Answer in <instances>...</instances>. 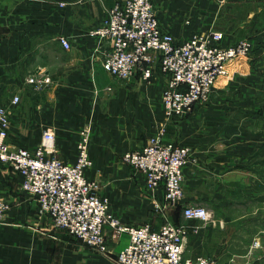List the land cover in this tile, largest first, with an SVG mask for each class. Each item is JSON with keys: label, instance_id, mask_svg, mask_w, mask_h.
I'll use <instances>...</instances> for the list:
<instances>
[{"label": "crops", "instance_id": "0c3cea01", "mask_svg": "<svg viewBox=\"0 0 264 264\" xmlns=\"http://www.w3.org/2000/svg\"><path fill=\"white\" fill-rule=\"evenodd\" d=\"M116 1L0 0V106L9 115L11 147L35 149L43 131L50 130L57 156L72 163L82 125L90 123L95 129L89 152L99 166L143 148L153 135L166 77L155 67L149 81L139 73L128 80V85L149 86L150 93L126 96L117 88L114 93L115 78L102 68L109 43L89 35ZM152 3L161 30L176 42L217 30L228 43L249 40L252 53L227 64V74L216 80L206 103L167 123L170 132L164 140L190 150L178 204H164L162 188L147 191L144 176L127 166L126 173L111 177L122 189L100 194L125 225L147 223L152 230L165 222L185 225L184 259L264 264V0ZM101 75L110 82L103 84ZM29 76L49 83L38 91L26 82ZM14 95L19 97L16 104ZM135 125L142 130H133ZM85 176L102 178L96 169H87ZM21 181L16 171L0 163V198L9 204L0 221V264H116L117 253L128 244L127 234L113 238L105 227L107 253L86 247L39 212ZM156 203L161 204L159 212L154 211ZM188 205L204 207L211 219H185L182 208Z\"/></svg>", "mask_w": 264, "mask_h": 264}, {"label": "built area", "instance_id": "2783aa9c", "mask_svg": "<svg viewBox=\"0 0 264 264\" xmlns=\"http://www.w3.org/2000/svg\"><path fill=\"white\" fill-rule=\"evenodd\" d=\"M89 35L108 41L102 68L117 80L128 81L139 73L142 80L149 81L154 68L159 69L166 77L161 101L169 118L187 116L198 104L206 103L216 80L227 74V64L252 53L249 40L228 43L224 33L217 30L176 42L161 30L152 0H117L107 10L104 23ZM59 40L63 47H68L66 39ZM26 82L42 91L49 80L29 76ZM18 101L19 97L14 95L12 103ZM8 127L7 109L0 106V163L9 165L21 176L22 190L36 199L40 213L86 247L106 254L104 229L109 227L111 237L123 233L129 237L128 244L116 255V264H221L206 257L183 258L187 237L183 224L165 222L158 230H152L147 223L125 225L112 215L107 199L98 193L99 183L85 176L93 164L88 128L83 127L79 133L74 162L65 163L57 156L52 131H43L35 149H23L8 144ZM165 133V127L159 128L143 148L123 153L121 161L144 176L147 191L161 187L164 204L176 205L183 196V169L190 150L166 142ZM8 209L9 204L0 198V221ZM160 210L161 204L156 203L154 211ZM182 215L202 222L211 219L202 206H184Z\"/></svg>", "mask_w": 264, "mask_h": 264}, {"label": "rangeland", "instance_id": "374dc122", "mask_svg": "<svg viewBox=\"0 0 264 264\" xmlns=\"http://www.w3.org/2000/svg\"><path fill=\"white\" fill-rule=\"evenodd\" d=\"M100 78H101L103 84H107L108 82H110V78H108L107 75H101ZM112 78L113 77L111 76V79ZM112 80H114V79H112ZM114 84L116 86L114 93H116L117 89H118V91H117L118 93H123L126 96H129V95H140V96H142L144 94L150 93V91L148 90L149 86H142L138 82H135L134 84L128 85V81H120V80L115 79ZM111 93H113V92H111ZM158 114L160 115V117H159L160 123H159L158 127L156 128V130L154 131V133L159 128H162V127H165L166 132H170L169 129L167 130V123L174 120V118H169L167 116V114L165 113L163 107H162V110ZM132 118H135V117H132ZM82 126L89 129V135L91 138L92 137L91 134L93 133V128L95 129V125H90V123H88V124H84ZM132 129L135 131H141L142 130V128L139 127L138 125L132 126ZM75 135H76V139H77L78 136H77V134H75ZM75 135H71V136H75ZM65 136H68V138H70V134L65 135ZM76 139H75V141H76ZM75 141H74V144H75ZM89 146H90V139H89ZM91 158H92V156H91ZM92 160H93V164H92L91 168H89V169L98 170L100 177H102L101 179L96 180L100 185V189L98 191L99 194H100V192L105 193L110 189H114V190L115 189H118V190L122 189V183L121 182L111 181V177H113L112 176L113 174L122 175L123 173H126L128 170L127 169L128 166L125 165L124 163H122L121 157L118 159V161H116L114 163L111 161L110 162L105 161V163H103V164L100 163L99 166L95 165L94 158H92ZM128 168H130V167H128ZM129 170L132 171L133 169L130 168ZM97 178H99V177H97ZM97 178H95V179H97ZM113 185H115V186L113 187Z\"/></svg>", "mask_w": 264, "mask_h": 264}]
</instances>
